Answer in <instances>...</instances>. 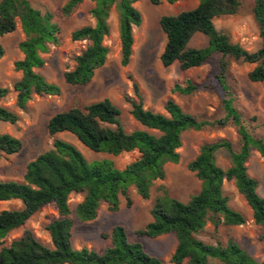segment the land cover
Instances as JSON below:
<instances>
[{
  "label": "trees",
  "instance_id": "1",
  "mask_svg": "<svg viewBox=\"0 0 264 264\" xmlns=\"http://www.w3.org/2000/svg\"><path fill=\"white\" fill-rule=\"evenodd\" d=\"M86 0H68L61 13L70 16ZM94 7L90 11L91 23L72 32V39L86 41V48L75 57V67L64 73L70 85L89 84L96 71L102 68L110 54L105 43L111 33L110 16L113 9L118 16V29L122 48V64L128 65L134 45L133 27L142 23V14L135 6L138 0H91ZM174 3L178 0H166ZM159 3L161 0H152ZM239 0H200L190 10L176 15H163L160 25L167 41L161 54L164 66L176 62L184 70L198 67L207 62L214 53H221L236 60L255 63L248 78L253 82L264 81V0H255L254 17L259 27L262 45L250 52L234 43L227 33L215 25V18L235 14ZM21 23L25 39L19 47L23 59L15 62V68L22 72V78L15 84L16 104L25 109L33 95H59L61 87L49 82L37 68L45 64L44 54L52 45L60 43L61 28L50 11H42L30 0L0 1V38L16 30ZM201 33L208 37L204 47H190L192 38ZM4 48L0 43V58ZM227 62L222 69L227 71ZM220 81L224 83L222 77ZM226 88V87H224ZM198 89L191 79L174 85V92L189 95ZM224 99L227 120L237 126L241 137V147L235 150L226 139L204 144L197 157L188 168L201 181V190L188 202L169 195L162 187L152 209L153 220L137 230L140 236L155 238L164 234H174L177 246L171 257L174 264H212L218 260L222 264H264L254 258L240 243L229 239L208 243L198 234L208 222L217 229L221 224L237 226L245 223L242 213L229 205V197L224 190L226 181H233L253 211L255 222L262 227L264 240V198L258 192V181L248 172L247 162L253 150L264 158V138L253 135L246 126L242 115L233 105L229 90ZM9 94V89L0 87V100ZM131 113L147 129L128 132L120 121V109L108 98L89 104L83 108L71 107L54 114L48 121V132L56 135L70 132L87 148L94 152L120 155L138 150L140 157L119 168L111 159L89 161L73 143L56 139L53 147L30 161L22 181L0 180V201L20 200L21 208L4 209L0 212V246L4 245L10 233L26 224L44 205L55 203L60 217L47 226L53 247L42 243L31 230H25L21 237L0 251V264H166L161 258L150 254L143 243L131 241L126 228L115 226L105 234L111 244L102 252L83 247L78 249L72 241L75 220L73 214L83 221H92L102 204L110 210L120 208V196H125L127 205L132 200L128 194L130 187L148 199L152 187L166 176V164L178 163L185 131L200 130L212 123L200 120L187 113L175 100L165 104L167 114L146 109L141 98L131 101ZM19 115L0 104V121L16 123ZM220 122L219 124H224ZM148 129L155 130L151 132ZM22 149V141L8 133H0V153L15 154ZM226 150L231 155V164L225 169L220 166L216 154ZM72 193L84 194L83 200L74 210L69 204Z\"/></svg>",
  "mask_w": 264,
  "mask_h": 264
},
{
  "label": "rangeland",
  "instance_id": "2",
  "mask_svg": "<svg viewBox=\"0 0 264 264\" xmlns=\"http://www.w3.org/2000/svg\"><path fill=\"white\" fill-rule=\"evenodd\" d=\"M1 1V0H0ZM68 0H30L32 5L42 11L54 14V20L61 28L60 43L52 45L50 51L44 54L45 64L36 71L41 73L49 82L61 87L59 95H33L25 109L17 104L15 84L22 78V72L15 68V62L23 59L20 43L25 39L21 23L18 20L14 32L0 38L4 48V55L0 58V87L9 89V94L0 104L15 111L19 115L16 123L0 121V133H8L22 141V149L15 154L0 153V180L22 181L30 161L39 154L51 149L56 139L67 140L76 145L89 161L111 159L119 168L140 157L138 150L112 155L94 152L84 146L77 137L70 132L50 135L48 121L56 113L71 107H85L94 102L110 99L121 111L120 121L126 131L147 129L132 115L131 101H143L146 109L167 114L165 104L169 99L175 100L187 113L200 120L210 123L200 130H187L182 135V145L178 149L180 161L166 164V176L159 179L152 187L151 197H141L135 187L129 188L131 206L127 205L125 196H120V208L117 211L102 204L97 217L92 221L83 222L75 214L72 241L76 248L87 247L99 252L104 251L111 239L105 234L111 233L115 226L126 228L131 241L143 243L147 252L161 258L166 264H174L171 257L177 246L174 234H164L155 238L140 236L137 230L145 227L153 220L152 209L156 197L164 187L169 195L188 202L190 198L201 190V181L188 165L200 152L204 144L222 139L229 140L235 150L241 147V137L238 126L227 120L224 99L228 98L229 90L233 97V105L242 115L250 132L259 138H264V81L253 82L248 78L255 63L224 57L221 53H214L206 63L190 69H182L178 62L164 66L161 54L167 37L160 25L163 15H176L182 11L195 8L200 0H178L169 3L161 0H138L135 6L142 14V23L133 27L134 45L131 60L128 65L122 64V48L118 29V16L115 9L110 16L111 33L105 43L110 49L106 64L96 71L93 80L87 85H70L65 82L64 73L75 67V57L87 45L86 41L72 39V32L91 23L90 11L94 7L91 0L84 1L70 16L61 13L62 7ZM240 6L235 14L221 15L215 18L217 29L227 33L234 43L240 44L246 50L255 52L260 49L262 39L259 27L254 17L255 0H239ZM208 44V37L197 33L189 43L190 47L200 48ZM227 62V71L222 69V62ZM220 77L224 80L223 84ZM191 79L198 85V89L189 95L174 92V85ZM226 87V88H224ZM224 124H219L220 122ZM151 132L155 130L148 129ZM217 162L227 169L231 164V155L226 150L216 154ZM248 172L258 181V192L264 198V158L253 150L247 162ZM224 190L229 197V205L242 213L245 223L237 226L221 224L217 229L208 222L205 229L198 234V238L208 242H222L226 244L234 239L242 245L254 258L264 259V240L262 227L253 218V211L244 196L237 190L233 181H226ZM84 198V194L72 193L69 204L72 210ZM23 206L20 200L0 201V212L4 209H17ZM60 217L55 203L44 205L36 212L24 226L12 231L6 243L8 246L14 239L22 236L25 230H31L45 245L53 247L51 236L47 230L49 223ZM212 264H222L212 260Z\"/></svg>",
  "mask_w": 264,
  "mask_h": 264
}]
</instances>
